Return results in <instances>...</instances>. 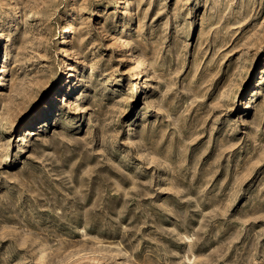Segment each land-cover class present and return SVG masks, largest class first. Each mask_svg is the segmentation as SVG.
<instances>
[{"label":"rangeland","instance_id":"obj_1","mask_svg":"<svg viewBox=\"0 0 264 264\" xmlns=\"http://www.w3.org/2000/svg\"><path fill=\"white\" fill-rule=\"evenodd\" d=\"M0 30V264H264V0H0Z\"/></svg>","mask_w":264,"mask_h":264},{"label":"bare ground","instance_id":"obj_2","mask_svg":"<svg viewBox=\"0 0 264 264\" xmlns=\"http://www.w3.org/2000/svg\"><path fill=\"white\" fill-rule=\"evenodd\" d=\"M4 34H5V32H4L3 30H0V38H1ZM135 75H136L135 80L141 78V76H140V72L136 73ZM37 114H38V113H36L34 116H36ZM128 129L130 130V129H132V127H129ZM130 134H131L130 131H128L125 135L127 136V135H130Z\"/></svg>","mask_w":264,"mask_h":264}]
</instances>
